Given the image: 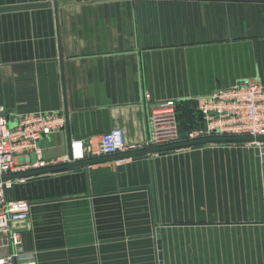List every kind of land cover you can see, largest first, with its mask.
I'll return each mask as SVG.
<instances>
[{
	"label": "crops",
	"instance_id": "1",
	"mask_svg": "<svg viewBox=\"0 0 264 264\" xmlns=\"http://www.w3.org/2000/svg\"><path fill=\"white\" fill-rule=\"evenodd\" d=\"M244 78L264 85V0H0L5 117L66 112L64 130L39 142L43 160L115 128L146 150L150 107L176 102L188 131L200 124L195 98ZM255 148L205 143L30 175L7 193L30 212L11 226L17 248L0 231V260L264 264Z\"/></svg>",
	"mask_w": 264,
	"mask_h": 264
},
{
	"label": "built area",
	"instance_id": "2",
	"mask_svg": "<svg viewBox=\"0 0 264 264\" xmlns=\"http://www.w3.org/2000/svg\"><path fill=\"white\" fill-rule=\"evenodd\" d=\"M144 99L149 101V95L145 94ZM194 104L200 124L184 132L177 121L176 102L168 101L150 107V134L145 149L213 137L264 138V85L258 78L238 80L229 88L195 98ZM0 113V231L9 233L14 248L20 245V237L11 230V226L29 219L30 204L25 200H10L7 193L14 185L24 184L29 177L26 174L144 149L138 145H127L122 130L115 128L96 138L72 140L65 156L43 160L39 142L64 130V113L61 110L37 112L8 118L1 107ZM244 143L264 147V142ZM30 155L33 159L28 157ZM130 158H122L118 162L124 163ZM16 258L18 254L13 253L0 260V264H14Z\"/></svg>",
	"mask_w": 264,
	"mask_h": 264
},
{
	"label": "water",
	"instance_id": "3",
	"mask_svg": "<svg viewBox=\"0 0 264 264\" xmlns=\"http://www.w3.org/2000/svg\"><path fill=\"white\" fill-rule=\"evenodd\" d=\"M66 111V110H64ZM66 115V112H65ZM217 132H215L216 134ZM264 142V138H239V137H213V138H208V139H202V140H197V141H192L188 143H182V144H176V145H170V146H164V147H158V148H150L138 152H134L131 154H124L121 156L120 159L122 158H127V157H134V156H140V155H146V154H154V153H161V152H166L170 150H176V149H181V148H187L195 145H200V144H205V143H244V142ZM254 153L256 156H260L261 159L264 161V147H257L254 150ZM92 162H84V163H71L65 166L53 168L51 170H39L33 173H29L26 175H38V174H43L46 171H58V170H63V169H69V168H74V167H79V166H84ZM159 232H156L157 238H159ZM159 258H161V255L159 254Z\"/></svg>",
	"mask_w": 264,
	"mask_h": 264
},
{
	"label": "rangeland",
	"instance_id": "4",
	"mask_svg": "<svg viewBox=\"0 0 264 264\" xmlns=\"http://www.w3.org/2000/svg\"><path fill=\"white\" fill-rule=\"evenodd\" d=\"M243 144H245V143H243ZM245 145H247V144H245ZM248 146H251V145H248ZM237 235H238V239H239V240H241V241L244 240V236H245L244 233H238Z\"/></svg>",
	"mask_w": 264,
	"mask_h": 264
}]
</instances>
